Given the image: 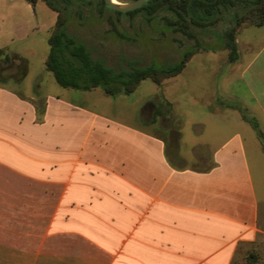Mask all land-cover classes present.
<instances>
[{
  "label": "crops",
  "instance_id": "obj_1",
  "mask_svg": "<svg viewBox=\"0 0 264 264\" xmlns=\"http://www.w3.org/2000/svg\"><path fill=\"white\" fill-rule=\"evenodd\" d=\"M223 36L217 45L198 37L178 75L194 62L197 77L146 105L144 129L68 94L19 91L8 83L20 80L19 70L0 73V264L257 259L264 149L239 108L264 132V26L240 30L235 62ZM2 48L0 66L23 71L25 58ZM214 64L225 72L219 81Z\"/></svg>",
  "mask_w": 264,
  "mask_h": 264
},
{
  "label": "rangeland",
  "instance_id": "obj_2",
  "mask_svg": "<svg viewBox=\"0 0 264 264\" xmlns=\"http://www.w3.org/2000/svg\"><path fill=\"white\" fill-rule=\"evenodd\" d=\"M117 1L126 3L133 0ZM106 16L116 19V16L109 12ZM56 20L57 13L42 1L32 5L26 0H0V48L8 46L25 58V63L22 62L23 71L16 63L7 65L6 70H4L5 65L0 66V73L3 71L10 76L17 74L19 70L20 80H8L9 85L14 89L25 92L26 89L31 88L42 94L46 92L68 94L76 100L85 102L92 109L106 113L123 123L144 129V123L139 117L142 109L150 102H160L164 94L177 92L184 85L181 81H192L199 73L196 63L192 62L182 75L168 79L167 85L147 79L130 94L107 95L101 88L92 91L63 88L45 66L50 50L49 30ZM230 23V20L220 21L211 28L216 30L213 34H203L202 30H198L197 35L206 45H217ZM110 28L111 25L105 18L99 16L95 6L78 4L71 8L66 26L70 35L86 43L96 59L103 60L116 70H131L132 67L151 64L167 67L178 62L185 51L195 48L194 40L186 38L181 33L167 30L161 23H145L140 18L132 21L127 16L120 17L119 28L126 34L128 40L117 37L111 33ZM217 67L218 65H211V77L219 81L225 72L215 73ZM213 89L215 91V88ZM217 91L220 94V89ZM153 109V106L147 107L145 117L149 118ZM153 131L169 139V131L156 127ZM190 138L191 136L187 134L183 136L181 142L183 149L188 146L186 143ZM255 250L257 259L252 261L243 254L236 258L234 264H264V246Z\"/></svg>",
  "mask_w": 264,
  "mask_h": 264
},
{
  "label": "trees",
  "instance_id": "obj_3",
  "mask_svg": "<svg viewBox=\"0 0 264 264\" xmlns=\"http://www.w3.org/2000/svg\"><path fill=\"white\" fill-rule=\"evenodd\" d=\"M26 1L32 5L42 1L57 13V20L49 30L50 50L45 61L46 69L53 73L56 82L63 88L80 91L101 88L107 95L130 94L147 79L162 84L177 77L187 67L196 50L185 51L178 62L167 67L151 64L132 67L131 70H116L103 60L96 59L85 42L67 32L70 10L75 4L95 6L99 16L111 25V33L121 39L128 40L119 28L120 17L127 16L132 21L140 18L145 23H161L167 30L194 40L198 48V30L209 29L220 21L230 20V26L223 36L224 48L229 52L230 62L238 59L236 39L240 30L264 26V0H148L141 8L127 13L111 9L104 0ZM107 12L116 16V19L107 17ZM6 50L7 48L0 49V54ZM239 109L243 119L256 130L264 149V132L258 121L250 117L243 108Z\"/></svg>",
  "mask_w": 264,
  "mask_h": 264
},
{
  "label": "water",
  "instance_id": "obj_4",
  "mask_svg": "<svg viewBox=\"0 0 264 264\" xmlns=\"http://www.w3.org/2000/svg\"><path fill=\"white\" fill-rule=\"evenodd\" d=\"M104 1L111 9L118 12L127 13L141 8L148 0H133L126 3H122L117 0H104Z\"/></svg>",
  "mask_w": 264,
  "mask_h": 264
}]
</instances>
